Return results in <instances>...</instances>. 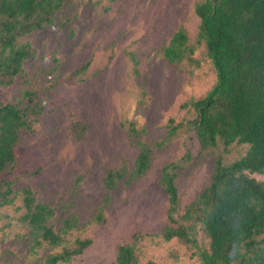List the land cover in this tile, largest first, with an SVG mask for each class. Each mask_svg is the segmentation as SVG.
<instances>
[{"label":"rangeland","instance_id":"obj_1","mask_svg":"<svg viewBox=\"0 0 264 264\" xmlns=\"http://www.w3.org/2000/svg\"><path fill=\"white\" fill-rule=\"evenodd\" d=\"M198 1L66 0L54 25L29 35L38 56L26 62L28 72L42 80L57 66V81L48 90L40 88L45 109L35 131L22 136L20 165L9 178L55 209L51 222L56 227L66 218L76 219L66 244L73 246L77 238L91 243L72 264H111L119 245L131 242L137 232L153 235L140 246L142 260L199 264L180 241L159 236L169 224L168 198L159 183L162 169L180 164L175 182L182 215L210 183L216 155L230 162L247 145L235 143L228 152L222 145L216 153L203 150L188 123L194 109L183 104L204 96L216 81L206 44L197 41ZM179 27L187 30L195 51L192 60L172 64L164 47ZM131 54L138 59L136 66ZM23 88L20 83L0 86V99L13 100ZM75 119L87 123L82 139L72 133ZM129 121L136 122L137 137L152 148V165L144 176L109 189L104 180L108 170L130 171L139 152L128 134ZM171 126H177L173 133ZM254 176L264 181V175ZM21 204L18 197L14 205L0 209V264H41L43 256L57 251L44 245L30 254L28 228L17 219Z\"/></svg>","mask_w":264,"mask_h":264},{"label":"trees","instance_id":"obj_2","mask_svg":"<svg viewBox=\"0 0 264 264\" xmlns=\"http://www.w3.org/2000/svg\"><path fill=\"white\" fill-rule=\"evenodd\" d=\"M65 2L0 0V86L24 85L17 98L0 99V209L21 197L22 214L17 219L28 228L30 254L44 245L57 249L43 256L41 264H72L91 243L77 238L69 247L67 235L77 226L76 219L66 218L56 227L51 222L55 209L38 202L30 187L18 188L9 178L20 165L17 147L22 136L35 131L45 109L46 98L40 95V88L48 90L57 81V66L42 80L28 72L26 62L38 56L29 35L54 25ZM195 12L201 21L197 41L206 44L216 81L204 96L183 104L194 109L188 123L196 130L203 150L216 153L222 145L228 152L235 143L247 148L230 162L224 161L222 154L216 155L210 183L182 215L175 182L180 164H166L159 183L168 198L169 224L159 236L180 241L199 264H264V181L254 176L264 175V0H200ZM194 51L184 27H179L164 47L172 64L192 60ZM131 59L136 66L134 54ZM86 127V122L75 119L72 133L82 139ZM127 130L139 152L130 171L108 170L104 180L109 189H115L121 180L129 184L144 176L152 165V148L137 137L136 122L129 121ZM176 130L177 126L170 127L171 133ZM149 236L153 235L137 232L131 242L120 244L111 264H156L152 259L142 260L140 246Z\"/></svg>","mask_w":264,"mask_h":264}]
</instances>
